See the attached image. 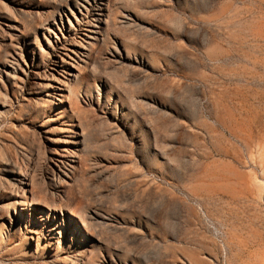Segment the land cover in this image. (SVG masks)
<instances>
[{"label": "rangeland", "instance_id": "rangeland-1", "mask_svg": "<svg viewBox=\"0 0 264 264\" xmlns=\"http://www.w3.org/2000/svg\"><path fill=\"white\" fill-rule=\"evenodd\" d=\"M4 185L3 257L264 264V0H0Z\"/></svg>", "mask_w": 264, "mask_h": 264}, {"label": "bare ground", "instance_id": "bare-ground-1", "mask_svg": "<svg viewBox=\"0 0 264 264\" xmlns=\"http://www.w3.org/2000/svg\"><path fill=\"white\" fill-rule=\"evenodd\" d=\"M21 183H23V180L22 179H21ZM0 189H2V190L5 189L6 190L5 185L3 187H1ZM5 190H4V192H5ZM2 193H0V197L3 196ZM29 193L31 195H28V193L24 192L23 195H24L25 198L24 199H21V201H18L17 202L18 203L17 205L24 206L25 209L26 208L28 209V208H32V206L44 205L45 204L46 201L44 199L40 198V197L35 196V192L34 191L30 190ZM68 200H69V202L70 201L72 202L71 195H68ZM6 205H7V207L9 209H10V207L13 206L12 203H7ZM47 206H48L49 212L50 211L56 212L57 210L60 209L59 207H57V206H55L53 204L52 205L51 204H48ZM78 207H80V206H78ZM13 208H14V211L16 213H20L21 214V211H24V210H21V211L18 210L16 206H13ZM0 209H2V207ZM60 210H62V208ZM3 215L4 214L1 213L0 214V218L3 217ZM22 215H23V212H22ZM69 215L72 216V218H71L70 221H68L66 219L65 220L62 219L61 221L59 219V221H58L57 217H55V219H54V225H57L58 224L57 226H59V228H66V229H69L70 231H73L72 233L74 234V239H76L79 242V244L86 246V244H87L86 241L89 238L88 237V234L90 233L89 232L90 231L89 230V226L91 225V221L92 220L90 221V219L87 216V213H85L84 214L85 216H84L83 219H81L80 224L77 223L76 221L73 220V216L76 217V216H78V214L73 209L70 210ZM39 216L42 217V219L44 221H47L48 220V217H49V214L47 215L46 214V211L45 212L43 211V212H41V214ZM63 216H64V214H63ZM80 225H82L83 230H82V228H80ZM15 233H17L16 232V229H14V231L12 233H10V234L8 233V235L4 234L3 231H0V253H1V251L7 250V247L10 245V241H12V242L17 241V238H16V234ZM90 242H93V241L91 240ZM18 245H19V247L16 248V250L14 249V252H18L17 253V256L15 255V256H11L10 257L7 254V252H6L4 254L5 257L0 256V262L1 261H4L5 260L4 258H7L8 261H10V262H12V261L16 262L14 264H21V263L22 264H27L29 258H31V252H30L28 246L24 242H23V244H19L18 243ZM82 252H83L82 250H79L77 255H81ZM1 264H4V263L2 262ZM11 264H13V263H11ZM71 264H75L74 263V260H72V263Z\"/></svg>", "mask_w": 264, "mask_h": 264}, {"label": "snow or ice", "instance_id": "snow-or-ice-1", "mask_svg": "<svg viewBox=\"0 0 264 264\" xmlns=\"http://www.w3.org/2000/svg\"><path fill=\"white\" fill-rule=\"evenodd\" d=\"M177 177H179V172L176 173Z\"/></svg>", "mask_w": 264, "mask_h": 264}]
</instances>
